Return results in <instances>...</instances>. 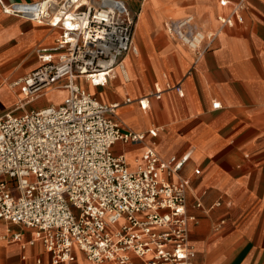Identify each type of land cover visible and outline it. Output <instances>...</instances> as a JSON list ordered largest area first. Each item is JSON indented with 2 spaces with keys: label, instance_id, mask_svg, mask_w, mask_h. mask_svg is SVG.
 Masks as SVG:
<instances>
[{
  "label": "built area",
  "instance_id": "1",
  "mask_svg": "<svg viewBox=\"0 0 264 264\" xmlns=\"http://www.w3.org/2000/svg\"><path fill=\"white\" fill-rule=\"evenodd\" d=\"M0 2L7 14L61 28L56 45L40 54L41 65L20 81L23 94L68 91L58 103L0 115V219L34 229L53 264L74 261L76 250L92 264H193L190 181L180 175L188 156L164 160L147 147L131 168L113 146L141 142L145 133L125 129L112 117L118 104L101 102L77 83L105 86L138 54L136 16L125 1ZM244 5L237 0L221 26L242 22ZM166 32L198 55L219 34L198 29L191 15L169 19ZM149 100L137 102L146 109Z\"/></svg>",
  "mask_w": 264,
  "mask_h": 264
},
{
  "label": "crops",
  "instance_id": "2",
  "mask_svg": "<svg viewBox=\"0 0 264 264\" xmlns=\"http://www.w3.org/2000/svg\"><path fill=\"white\" fill-rule=\"evenodd\" d=\"M123 1L136 16L138 54L126 58V73L116 69L93 94L118 104L112 117L145 138L117 142L114 153L125 155L131 168L147 147L164 160L188 156L180 175L190 181L193 264H264V0H244L243 21L230 26L219 18L229 16L237 0ZM190 15L198 29L219 30L201 55L166 32L169 19ZM60 35V27L5 13L0 2V115L42 108L68 94L60 88L31 99L20 85ZM77 83L91 86L84 78ZM55 91L63 93L51 102L47 96ZM157 92L160 97L151 96ZM148 96L143 109L137 101ZM35 236L32 228L0 219V264H53ZM75 255L65 264H92L81 251Z\"/></svg>",
  "mask_w": 264,
  "mask_h": 264
},
{
  "label": "rangeland",
  "instance_id": "3",
  "mask_svg": "<svg viewBox=\"0 0 264 264\" xmlns=\"http://www.w3.org/2000/svg\"><path fill=\"white\" fill-rule=\"evenodd\" d=\"M83 87H85V84H83ZM88 89H90V91L92 93L94 92V88L93 87H91V88H88L87 87V90ZM61 93H63V91H55V92H52L49 96H47V98H48L49 101L55 102L56 99L60 98Z\"/></svg>",
  "mask_w": 264,
  "mask_h": 264
},
{
  "label": "bare ground",
  "instance_id": "4",
  "mask_svg": "<svg viewBox=\"0 0 264 264\" xmlns=\"http://www.w3.org/2000/svg\"><path fill=\"white\" fill-rule=\"evenodd\" d=\"M91 87H93V85H92V84H91ZM91 87H90V88H91ZM93 88H94V87H93ZM89 91H90V89H89ZM90 93H92V92L90 91Z\"/></svg>",
  "mask_w": 264,
  "mask_h": 264
}]
</instances>
